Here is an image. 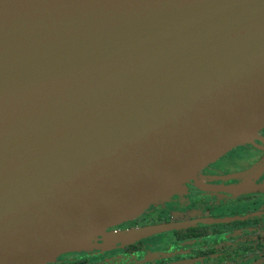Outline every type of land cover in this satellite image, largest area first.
<instances>
[{"label": "water", "instance_id": "95a60500", "mask_svg": "<svg viewBox=\"0 0 264 264\" xmlns=\"http://www.w3.org/2000/svg\"><path fill=\"white\" fill-rule=\"evenodd\" d=\"M263 129L264 0H0V264L186 226L105 234Z\"/></svg>", "mask_w": 264, "mask_h": 264}, {"label": "flooded vegetation", "instance_id": "af4514ba", "mask_svg": "<svg viewBox=\"0 0 264 264\" xmlns=\"http://www.w3.org/2000/svg\"><path fill=\"white\" fill-rule=\"evenodd\" d=\"M232 152L235 158H227V153L204 168L195 180L186 184L183 192L173 194L165 205L151 206L135 220L111 228L105 234L117 231L124 234L151 225L186 226L119 243L103 253L93 249L64 254L50 264H135L172 251L186 252L175 255V262L264 264V190L254 191L264 188V129L253 139V144L239 146ZM240 161L247 163V167L228 170ZM243 189L253 190L239 192ZM204 231L208 236H201ZM166 234L169 235L167 242ZM104 239L98 237L93 244L102 245ZM167 246L172 251L165 250ZM245 248L249 249L245 256L238 254ZM168 260L157 263H168Z\"/></svg>", "mask_w": 264, "mask_h": 264}, {"label": "rangeland", "instance_id": "374dc122", "mask_svg": "<svg viewBox=\"0 0 264 264\" xmlns=\"http://www.w3.org/2000/svg\"><path fill=\"white\" fill-rule=\"evenodd\" d=\"M254 138H258V134L254 137ZM253 138V139H254ZM253 139H251L250 141H248L247 143H245V144H253ZM245 144H243V145H245ZM243 145H241V146H243ZM245 150V149H244ZM246 151V150H245ZM228 155L229 156H227V158H235V156H236V154H234V152H230V153H228ZM218 165V164H217ZM245 167H247V163H245L244 161H240V163L238 162L235 166H233L232 167V169L231 168H229L228 170H233V169H242V168H245ZM183 192V191H182ZM168 201V200H167ZM166 201V202H167ZM166 202H164L162 205H165V203ZM113 235H115V236H119V235H121V232H119V231H117V232H113L112 233ZM169 240V235H167L166 234V236H165V241L167 242Z\"/></svg>", "mask_w": 264, "mask_h": 264}, {"label": "trees", "instance_id": "16d2710c", "mask_svg": "<svg viewBox=\"0 0 264 264\" xmlns=\"http://www.w3.org/2000/svg\"><path fill=\"white\" fill-rule=\"evenodd\" d=\"M208 234H209V233L206 232V231H204V233L201 232V236L203 235L204 237H205V236H208ZM256 249H258V248H256ZM247 250H249V249H246V248H245V249H242L241 252L239 251L238 254H240V255H242V256H245V255L247 254V252H248ZM252 251H253V250H252ZM250 252H251V251H250Z\"/></svg>", "mask_w": 264, "mask_h": 264}, {"label": "crops", "instance_id": "0c3cea01", "mask_svg": "<svg viewBox=\"0 0 264 264\" xmlns=\"http://www.w3.org/2000/svg\"><path fill=\"white\" fill-rule=\"evenodd\" d=\"M154 226H157V225H153V226L151 225V226H148V227H145V228L154 227ZM141 229H143V228L134 229L132 231L134 232L135 230H141ZM132 231H130V233H129L131 236H133V234H136V233H132ZM154 235H156V234H153V235L150 234V235H148V237H151V236H154ZM145 238H147V237H145ZM142 239H144V238H142Z\"/></svg>", "mask_w": 264, "mask_h": 264}]
</instances>
